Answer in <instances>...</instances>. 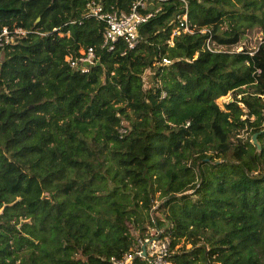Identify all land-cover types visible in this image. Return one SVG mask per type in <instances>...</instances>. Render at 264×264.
Instances as JSON below:
<instances>
[{
    "label": "trees",
    "instance_id": "16d2710c",
    "mask_svg": "<svg viewBox=\"0 0 264 264\" xmlns=\"http://www.w3.org/2000/svg\"><path fill=\"white\" fill-rule=\"evenodd\" d=\"M87 1L0 0L25 30L0 61V264H150L159 228L175 264H264V0H146L112 50Z\"/></svg>",
    "mask_w": 264,
    "mask_h": 264
},
{
    "label": "built area",
    "instance_id": "2783aa9c",
    "mask_svg": "<svg viewBox=\"0 0 264 264\" xmlns=\"http://www.w3.org/2000/svg\"><path fill=\"white\" fill-rule=\"evenodd\" d=\"M187 9L188 0H181ZM146 0H132L127 11H119L111 7L106 10L103 4L96 0H89L86 3V10L88 14L96 17L105 23L103 31L102 46L108 47L109 50L114 49V44L119 39H122L128 48H134L139 42L138 27L148 21L154 12H143L146 8ZM159 9H157L158 11ZM179 28L186 33H193L194 29L188 20L187 14L184 13L179 18ZM177 33L174 31L173 34ZM25 30L16 27L12 30L7 27L0 31V61L2 55V48L5 44L13 41L18 35H24ZM69 65L72 68L80 70L82 73L89 71V69L97 63V57L92 47L80 49L79 54L67 58ZM162 62L168 64L169 60L163 58ZM158 235L147 237L144 239L143 246H145L146 253L150 264H175L169 259V238L167 236L161 237L162 228L156 230ZM142 250L138 252L142 256ZM133 259L131 255L124 257L122 262L117 264H126L127 261Z\"/></svg>",
    "mask_w": 264,
    "mask_h": 264
},
{
    "label": "water",
    "instance_id": "95a60500",
    "mask_svg": "<svg viewBox=\"0 0 264 264\" xmlns=\"http://www.w3.org/2000/svg\"><path fill=\"white\" fill-rule=\"evenodd\" d=\"M98 63V62H97ZM96 63V64H97ZM262 131H264V128L262 129ZM261 132V131H260ZM260 132H255V133H253L252 135H251V142H252V144L256 147V149L257 150H260L261 149V144H260V142H259V140H258V138H257V136H258V134L260 133ZM145 253H146V249H145V246H143L142 247V256H145ZM132 260L133 259H130L129 261H127V263L126 264H132Z\"/></svg>",
    "mask_w": 264,
    "mask_h": 264
},
{
    "label": "rangeland",
    "instance_id": "374dc122",
    "mask_svg": "<svg viewBox=\"0 0 264 264\" xmlns=\"http://www.w3.org/2000/svg\"><path fill=\"white\" fill-rule=\"evenodd\" d=\"M262 7H263V9H264V3H263V6H262ZM229 99H231V97H230L229 95H226V96H224V97L218 98V99H217V103H218L219 106L222 108L223 103L226 102V101H228ZM155 206H157V204H156Z\"/></svg>",
    "mask_w": 264,
    "mask_h": 264
}]
</instances>
